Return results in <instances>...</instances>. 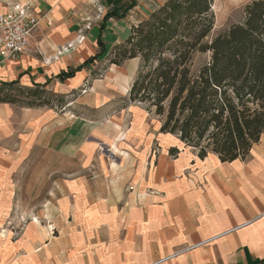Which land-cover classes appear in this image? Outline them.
Segmentation results:
<instances>
[{
  "label": "crops",
  "instance_id": "crops-1",
  "mask_svg": "<svg viewBox=\"0 0 264 264\" xmlns=\"http://www.w3.org/2000/svg\"><path fill=\"white\" fill-rule=\"evenodd\" d=\"M27 1L6 0L0 13ZM164 1L32 0L40 24L25 53H0V82L39 85L65 103L0 102V216L20 204L8 180L24 170L40 177L30 186L38 202L24 206L58 233L0 237V264H264V134L246 160L201 159L130 100L141 59L111 62Z\"/></svg>",
  "mask_w": 264,
  "mask_h": 264
},
{
  "label": "trees",
  "instance_id": "trees-1",
  "mask_svg": "<svg viewBox=\"0 0 264 264\" xmlns=\"http://www.w3.org/2000/svg\"><path fill=\"white\" fill-rule=\"evenodd\" d=\"M214 1L165 0L132 27L111 62L141 59L130 100L154 110L160 132L201 159L246 160L264 134V0L247 3L239 21L213 35ZM52 99L39 85L0 82V102L53 106Z\"/></svg>",
  "mask_w": 264,
  "mask_h": 264
},
{
  "label": "rangeland",
  "instance_id": "rangeland-1",
  "mask_svg": "<svg viewBox=\"0 0 264 264\" xmlns=\"http://www.w3.org/2000/svg\"><path fill=\"white\" fill-rule=\"evenodd\" d=\"M5 1L6 0H0V4H4ZM250 1L252 0H215L213 4V11L216 16V24L213 35L225 30L231 24L239 21L243 16L244 6ZM147 3H152V5L155 6V4H157V0H155V2H153V0H147ZM86 90L87 88H83L80 92H75L74 97L83 94ZM52 102L53 104L58 105V107L61 108L60 104L65 103V98H62L61 96L54 97L52 99ZM144 105L148 106V104ZM158 118L159 117L157 116H155V118L153 117V119H155V125H157ZM155 136L161 137L157 134L156 130ZM119 137L125 138L127 137V134H121L119 135ZM164 146L162 145L161 138L155 139L152 152V157L155 158V165L164 152ZM98 150L100 152H105L104 146H101L100 148H98ZM8 182L15 184L17 202L20 201V204L12 208V211L9 212L10 216L5 220L3 219V216H0V237H11L16 242L23 237H29L30 234H32L33 238L36 237L35 232L38 233V231L40 232L41 229L44 230L49 237L56 235L58 233V229L56 225L51 222V217H44L41 219L39 217V207L28 209L23 204L24 201L27 200L30 204H33L35 200L36 202H38L39 193L37 191L30 190V186L39 184L40 177L34 174H24V170H21L19 175L12 177L10 180H8ZM3 210L2 211L5 213H8L9 211L6 208ZM1 214L2 213H0V215ZM34 226L36 228H34Z\"/></svg>",
  "mask_w": 264,
  "mask_h": 264
},
{
  "label": "built area",
  "instance_id": "built-area-1",
  "mask_svg": "<svg viewBox=\"0 0 264 264\" xmlns=\"http://www.w3.org/2000/svg\"><path fill=\"white\" fill-rule=\"evenodd\" d=\"M40 20L41 17L35 12L32 0H28L24 4H10L6 12L0 13V53L11 58L25 53L32 44L33 34L38 28ZM209 241L184 247L173 256L197 248Z\"/></svg>",
  "mask_w": 264,
  "mask_h": 264
}]
</instances>
